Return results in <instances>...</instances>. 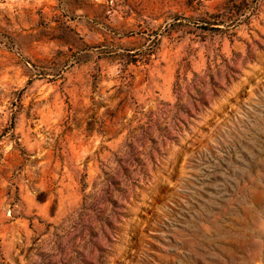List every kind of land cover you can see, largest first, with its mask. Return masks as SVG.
Listing matches in <instances>:
<instances>
[{
    "label": "rangeland",
    "instance_id": "obj_1",
    "mask_svg": "<svg viewBox=\"0 0 264 264\" xmlns=\"http://www.w3.org/2000/svg\"><path fill=\"white\" fill-rule=\"evenodd\" d=\"M0 264H264V0H0Z\"/></svg>",
    "mask_w": 264,
    "mask_h": 264
}]
</instances>
